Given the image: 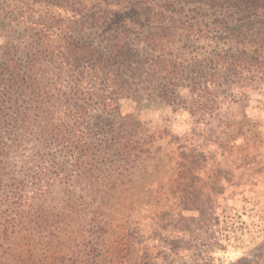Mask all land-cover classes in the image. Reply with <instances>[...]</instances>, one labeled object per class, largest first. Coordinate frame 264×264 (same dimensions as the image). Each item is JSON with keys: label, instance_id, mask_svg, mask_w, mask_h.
I'll return each mask as SVG.
<instances>
[{"label": "trees", "instance_id": "1", "mask_svg": "<svg viewBox=\"0 0 264 264\" xmlns=\"http://www.w3.org/2000/svg\"><path fill=\"white\" fill-rule=\"evenodd\" d=\"M8 1L0 0V264H124L108 244L107 208L147 141L122 103L193 115L217 102L225 73L261 83L264 0H13L6 11ZM263 110L264 97L242 116L256 128ZM75 220L85 225L79 234Z\"/></svg>", "mask_w": 264, "mask_h": 264}, {"label": "rangeland", "instance_id": "2", "mask_svg": "<svg viewBox=\"0 0 264 264\" xmlns=\"http://www.w3.org/2000/svg\"><path fill=\"white\" fill-rule=\"evenodd\" d=\"M8 3L6 11L14 1ZM241 82L231 83L228 73L222 75L211 95L217 102L193 115L172 114L153 102L143 109L122 103L123 113H133L145 130L138 138L147 141L142 165L130 176H119L122 182L110 194L107 208L113 214L106 220L108 244L121 251L124 264H264V168L256 159L254 137H245L247 145L237 162L251 167L243 187L246 195L260 199L241 204L224 197L223 168L229 170L235 161L231 142L235 134L256 131L242 113L264 97V80ZM51 159L63 169L70 167L65 157ZM257 171H263L262 178ZM258 181L262 184L256 187ZM85 201L90 203L92 196ZM238 211L256 215L242 217ZM84 227L75 220V233ZM10 244L20 251L23 241Z\"/></svg>", "mask_w": 264, "mask_h": 264}, {"label": "crops", "instance_id": "3", "mask_svg": "<svg viewBox=\"0 0 264 264\" xmlns=\"http://www.w3.org/2000/svg\"><path fill=\"white\" fill-rule=\"evenodd\" d=\"M262 120L260 123L256 124V131L255 132H245V133H239L236 135V137L231 142V149L234 153V159L235 161L230 163V169L223 168L225 171L224 175V184L225 189L227 190V194L224 196L225 199L232 198L233 200L245 204L246 202H249L250 200H253L254 202H257L258 199H260L258 196H255L254 198L246 195L245 190L243 187H245V183L247 182L246 175L249 173L248 169L249 166L245 164H241L240 162H237V155H240V152L242 150V146L244 145V142L246 144V136L254 137V144L253 148H255V153L257 154L256 159L260 162L262 167L264 168V110L262 111ZM247 145V144H246ZM258 164V163H256ZM247 166V167H246ZM257 177H263V171H257L256 172ZM258 180V179H256ZM259 184H262V181H258V183L255 184L256 187L259 186ZM264 184V183H263ZM260 187H263L260 186ZM235 188H239L236 191H233ZM258 198V199H257ZM252 201V202H253ZM252 216L256 215L254 212H249ZM247 211H238V214L242 215V217L249 214Z\"/></svg>", "mask_w": 264, "mask_h": 264}]
</instances>
